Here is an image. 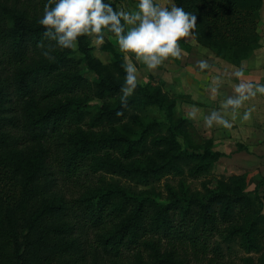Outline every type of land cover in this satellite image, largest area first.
Here are the masks:
<instances>
[{
	"label": "trees",
	"instance_id": "trees-1",
	"mask_svg": "<svg viewBox=\"0 0 264 264\" xmlns=\"http://www.w3.org/2000/svg\"><path fill=\"white\" fill-rule=\"evenodd\" d=\"M128 1L104 0L116 10ZM172 1L196 15L192 37L215 57L240 67L260 49L264 0ZM48 2L0 0V264H264V178L248 191L245 173L224 175L164 204L103 179L87 185L98 174L142 187L195 178L224 154L189 139V120L160 86L138 82L122 107L125 53L111 42L108 64L89 36L44 58Z\"/></svg>",
	"mask_w": 264,
	"mask_h": 264
},
{
	"label": "clouds",
	"instance_id": "clouds-1",
	"mask_svg": "<svg viewBox=\"0 0 264 264\" xmlns=\"http://www.w3.org/2000/svg\"><path fill=\"white\" fill-rule=\"evenodd\" d=\"M54 3V6H52ZM44 31L42 39L37 44L41 55L54 60L52 53L56 48L74 49L79 37H93L96 44H103L104 30L114 34L118 47L123 53L135 56L136 60L143 63L149 70H154L170 57L180 59L183 50L179 41L194 36L197 27V17L191 12H186L182 7L172 4L171 7L154 3V0H138L136 8L131 11H118L104 0H49L44 6L43 16L39 20ZM45 40L54 41L45 44ZM122 65L126 73L124 84L120 89V104L128 107V100L138 87V69L128 57ZM201 70L210 67L208 61H198ZM246 62L234 72L240 83L234 86L235 95L229 97L222 108L232 110L231 120H235L237 110L257 96L264 95V84L253 83L245 79ZM217 85L220 83L216 79ZM212 93L217 88L211 89ZM201 109L195 105L189 107L187 113L190 119H196ZM254 107L248 108L242 119L249 121ZM123 115L122 112L117 113ZM230 119L221 112L213 110L204 117L206 128L221 126L225 129L232 128Z\"/></svg>",
	"mask_w": 264,
	"mask_h": 264
},
{
	"label": "rangeland",
	"instance_id": "rangeland-1",
	"mask_svg": "<svg viewBox=\"0 0 264 264\" xmlns=\"http://www.w3.org/2000/svg\"><path fill=\"white\" fill-rule=\"evenodd\" d=\"M155 1H157L158 4H161L162 6L168 7H171V5L174 4L172 0ZM137 4L138 0L121 3L118 7V11L134 10ZM90 40L93 56L106 64H108L111 60L110 53L103 49V46L106 44V42L109 41L112 43V45H115L117 48H119L114 35L109 36L105 33L103 44H96L93 37H90ZM179 44L183 50L182 57L180 59H174L170 57L168 60L164 61L162 65L158 66L154 70H149L143 63L137 61L135 56H132L131 54L125 53V58L128 57L129 60L136 65L138 69V82L140 84H153L160 86L165 92L176 98V118H185L189 120V124L185 126V130L189 134V139L195 144H201L208 140L207 132L209 128L205 127L204 117L209 115L214 109L219 110L217 107L211 108V106H208L210 101L206 96L207 92L204 93L207 87L205 82L212 67L216 65L218 67H223L227 64L225 61L216 60L215 56L208 52V50H206L207 52L203 54L201 46L195 42L193 37L182 39L179 41ZM183 45L192 47L194 49L193 52H186L187 50ZM74 49L77 50V46ZM75 57L80 59L81 55L76 53ZM262 59L264 62V58ZM200 60L208 61L210 67L208 69L201 70L198 67V61ZM85 73L91 80L95 79L93 74L88 73L87 71H85ZM203 87L204 90L202 89ZM186 97H193L195 102L184 103L189 101ZM192 105H195L201 109L197 118L194 120L190 119L187 115L189 107ZM148 114L151 118L153 117L159 119L161 122H164V120H162L163 114L160 111L152 110L148 112ZM180 140H186V136L181 137ZM223 171L222 164H218L215 170H213V172L208 175H201L195 178L189 177L186 174L182 176H169L163 178L157 183L151 184L148 187L138 186L134 182L105 174H98V176L96 175L95 177L90 176V179L88 181L86 179V181L87 185H89L95 184L99 180L103 179L106 183L117 184L131 191H146L149 197H152L153 199L164 204L169 201L172 192H175L180 196H182L183 193L192 195L204 193L205 187L207 186L210 188L216 187L217 181L221 176L229 175ZM71 191L72 194H79L84 190H82V188H75Z\"/></svg>",
	"mask_w": 264,
	"mask_h": 264
},
{
	"label": "crops",
	"instance_id": "crops-1",
	"mask_svg": "<svg viewBox=\"0 0 264 264\" xmlns=\"http://www.w3.org/2000/svg\"><path fill=\"white\" fill-rule=\"evenodd\" d=\"M155 2L158 4L157 1ZM259 32L261 47L252 57L244 61L247 65L245 79L253 83L264 84V62L262 61V58H264V5L260 12ZM193 50L190 47V50L186 52L191 53ZM202 50L203 54L207 52L204 48ZM225 63L226 66L218 67L216 65L209 71L204 93L207 92L206 96L210 101L208 106H211V108L217 107L219 110L216 111L221 112L222 115L231 120L232 110L222 108V104L229 97L235 95L234 86L240 83V80L236 79L234 72L239 67L226 61ZM217 78L220 80L218 85L216 83ZM212 88H217V92L212 93ZM202 89L204 90V87ZM186 98L189 101L184 103L195 102L193 97ZM251 107H254L255 111L252 112L249 121H244L242 119L243 114ZM231 122L233 125L231 129L213 126L207 132V139L213 140L214 149L224 154L218 163L222 164L223 172L229 175L245 173L247 175L248 191H253L264 178V95L257 94L255 98L246 101L244 106L237 110V116ZM259 192L264 197V186L260 188Z\"/></svg>",
	"mask_w": 264,
	"mask_h": 264
}]
</instances>
